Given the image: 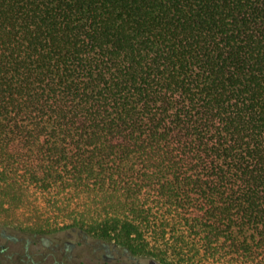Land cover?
<instances>
[{"label":"trees","instance_id":"1","mask_svg":"<svg viewBox=\"0 0 264 264\" xmlns=\"http://www.w3.org/2000/svg\"><path fill=\"white\" fill-rule=\"evenodd\" d=\"M65 228L264 264V0H0V264Z\"/></svg>","mask_w":264,"mask_h":264},{"label":"rangeland","instance_id":"2","mask_svg":"<svg viewBox=\"0 0 264 264\" xmlns=\"http://www.w3.org/2000/svg\"><path fill=\"white\" fill-rule=\"evenodd\" d=\"M73 204V203H72ZM66 209V208H63ZM67 211L61 215L65 221H59L62 225H68L71 223L68 216L71 215V208H67ZM21 214V212H19ZM19 221H23L24 217L22 214ZM18 221V222H19ZM51 244H58V250L53 252L49 248L36 245L32 247L33 253L37 256L35 259L39 264H118L115 261H105L104 255L107 256H117V252L112 250L104 249L106 245L105 242H97L92 236H87L86 238H81L77 230L72 228H65L54 236H48ZM67 243L72 244V248L65 251ZM96 247H101L99 251H96ZM17 250V248L11 247L10 250ZM140 264H148L149 258L138 257ZM122 261L125 264H133V259L129 257H124ZM123 264V263H119Z\"/></svg>","mask_w":264,"mask_h":264},{"label":"flooded vegetation","instance_id":"3","mask_svg":"<svg viewBox=\"0 0 264 264\" xmlns=\"http://www.w3.org/2000/svg\"><path fill=\"white\" fill-rule=\"evenodd\" d=\"M97 251H99V250H97ZM124 257H127L125 253H123V254L118 253L117 256H112V255L111 256H107V255H104L105 261H110V262L115 261L118 264L119 263L125 264L122 261V259ZM133 260H134L133 261V264H140L139 260H137V259H133ZM148 264H159V263L158 262H155V261H152V260H149Z\"/></svg>","mask_w":264,"mask_h":264}]
</instances>
